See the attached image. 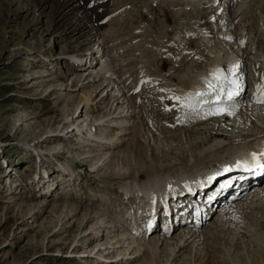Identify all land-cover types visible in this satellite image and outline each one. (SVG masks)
Here are the masks:
<instances>
[{"label": "rangeland", "instance_id": "1", "mask_svg": "<svg viewBox=\"0 0 264 264\" xmlns=\"http://www.w3.org/2000/svg\"><path fill=\"white\" fill-rule=\"evenodd\" d=\"M87 1L81 0L80 3H87ZM95 1L93 0V3L88 5V9L83 4V8H86L85 12L88 14L90 20V23H86L87 26L84 21H81L87 27L86 29H80L83 37L76 39L78 31L74 34L67 33L63 39V43L55 45V30L61 31L63 25H69L72 20L75 21L77 19L80 21L78 17L80 15L79 11L68 14L64 18L66 21L63 23L53 24L54 15L51 14V11L56 9V0H44L45 4L43 3L44 6L40 8H35L31 0H13L12 4H9V1L4 0L3 2V0H0V13L10 16L11 11H19L18 16L10 18V22L7 24L0 19V152L1 150L3 151L4 156L2 158L6 157V160L9 162L7 170L2 167L1 161L3 159L0 157V264H92L91 260H86V262L84 260L89 252H81L85 250V247L86 250L94 247L92 244L93 236H89L88 233L97 232L101 234L103 227H99L100 225L105 224L109 219L116 220L120 215H125L130 206V203L120 196L122 193L120 194V189H116L115 185L111 186L113 188L112 192H108L104 189L108 187L106 183L99 182V176L108 174L112 164H116V159L110 161L107 164L108 168H104L99 174L96 170L90 174L85 169L76 168L74 164L80 156L79 158L74 156L76 153L80 154V152H77V148L79 147V143L81 144V141L76 143V140H72L71 136L68 137L69 134L65 137L62 135L63 142H58L60 147L59 154L54 153L52 156L51 153L47 159L41 156V151L48 153V147L54 145L53 138H47V141L44 140L47 135L54 130L59 132L66 118L69 119L68 114L76 110L78 103H80L77 108L79 110L87 101L86 98L84 102H80V98L84 99V93L80 85L84 82L87 74L85 73L81 77L82 73L71 68L72 65L69 62L56 64L54 60L55 58L64 57L62 52L67 49L65 48L66 45L78 50L77 46L83 44V40L88 36V33L95 32L96 28H99L94 25H98L97 22L101 21V16H105V20L104 26L99 31L100 34L104 33V30L108 31L106 34L108 40L104 44L102 43L104 40L99 36L96 42H92L86 46L90 47L89 51L83 54L90 53L85 58L87 62L90 61V63L95 64L94 69H97L101 61L106 59L109 64L107 70H105L108 72V78L111 77L114 81L115 78H120V73L123 71H126V74L131 73L130 77H127L126 82L124 81L126 86L130 87L129 90L125 89L130 94L128 97L131 99V104L128 101L126 104L124 103V106L126 105V109L129 107L128 113H131V119L125 127L126 130L123 128L125 131L119 129V125H115L116 127H105L107 129L101 132V129L96 127L98 131L96 130L95 134L91 135H95L96 137L98 135L97 138H107L108 135L112 134L114 137L113 141L118 144L117 148L112 151V156H118L121 152L120 156L122 157L125 154V150L132 151V154L129 152L130 154L122 159L129 160L128 164L131 166L130 175L132 177L137 174V168L133 164L139 160V156L145 163L143 169L147 170L149 167L155 170L158 169L159 164L163 161H170L171 164L173 161L182 159V164H184L183 160L189 154H194L196 161L190 168L191 171H194L195 167L205 169L214 166L217 162L220 163L221 159L225 158L226 155L228 158L240 156L244 150H251L260 140H264V134L252 135L239 140L225 139L226 136L223 137L224 140L220 138L213 139V136L215 137L216 134L215 130L217 128L221 129V127L214 128L213 130L210 128L209 123H213V120H211L212 122L200 120L199 123L195 122V124H189L191 121L187 122L188 124H186L189 125L188 130L178 133V136L175 138L162 137L160 134L153 132L152 129H149L147 123L149 119L141 111L140 106L142 103L144 104V101L149 96H153V93L150 88H145L138 93L133 91L132 94L130 91L133 87L132 84L136 82L137 76L140 74L139 72L136 73L140 70V53L142 52L139 49V42L142 40L143 49L150 51L149 53L152 54L150 65L153 63L154 65L152 64L151 67L154 66V69L156 68L160 72L159 84H162L160 83L162 81L166 86L171 88L175 87L176 82H178L176 76L183 73L201 71L207 65V63L202 65L200 62L197 65H190L189 63L191 58H194L193 49L195 45L191 43V40L196 41L197 38V35L193 34L195 31L194 25H197V28H200L201 25H210L209 28H211L213 34H218L219 32L214 33V26L207 22L209 16L207 13L203 15V12H198V8H201L199 5L197 9H192L189 12L190 15H186L182 22L178 23L179 25H176L177 23L172 19L171 12L164 6L162 0H107L106 4H104L103 0L100 3L102 5L100 10L105 7L101 11V14H99L98 7L94 6L92 9ZM77 3H79V0ZM238 5L242 7V10L234 18L236 22H233V30L237 31L236 28L241 27L239 28L240 32H244L243 34L252 43L260 41V44H258L259 41L257 44L260 50H262L263 43H261L262 37L260 35L264 32V0H239V3L233 10H236ZM96 10L97 12H95ZM221 18L219 17V20ZM33 20H38L39 22L33 24ZM50 25L55 26L50 28L52 34L47 35L45 28H48ZM58 25L60 26L58 27ZM177 33L179 34L177 35ZM189 36H192V38H189ZM127 43L131 44L129 49L127 48ZM112 44L115 46H111ZM136 44L139 45L137 46ZM119 47H123V49H119ZM138 49L139 51H137ZM18 51H20V56L14 57V54ZM92 52L96 53L94 55L96 58L94 59ZM72 61L75 62V59H72ZM114 63L119 64L115 65ZM138 64L139 66H137ZM141 66L146 65L143 63ZM41 74L45 77L38 78L37 76ZM31 78L33 79L31 80ZM40 82H42V86ZM33 84L36 85L34 86ZM85 86L86 83L83 84V87ZM112 86L114 85L110 84L107 88L111 89ZM55 87L59 89L66 88L62 91H56L62 93L61 99L52 100V98H56L57 94L52 97L48 96L51 90L56 89ZM102 88L104 86L93 92L91 98L93 99L95 95L99 97ZM107 88H105V91ZM45 89L48 90L46 91ZM105 91L102 96L107 92ZM113 98L116 97L111 95L110 99ZM98 100L99 98L97 100H88L84 106V109L86 107L90 108V117H96L99 113L106 110L110 111L111 114L114 113L116 101L108 100L102 105V109H99L95 108ZM157 101V97L156 100L152 98L149 102H145L146 104L143 107L148 108L154 114L159 104ZM92 109H94V112H92ZM160 109L161 107H158L157 112ZM20 113H22L23 119L21 122H18L17 119L19 118H17V115H20ZM65 113L68 117L65 116ZM129 114L127 116H130ZM158 114L150 116L154 120L161 115L167 116L165 113ZM114 116H116V113ZM178 116L179 114H175L174 117L177 118ZM212 118L215 117L212 116ZM161 119L169 120V116ZM23 120L26 121L24 122ZM178 122L181 123V119ZM21 123L22 126H20ZM160 123L169 124L167 121H160ZM156 124L157 121H154V125ZM66 126H69V124ZM101 128L104 129V127ZM155 136L157 139H155ZM117 139L121 140L116 141ZM27 147L33 149L39 161H35L32 154L25 150ZM63 149L66 150L64 151ZM67 152L69 153L66 154ZM164 152H167L168 155ZM54 155L58 157H54ZM91 155L88 154V160L87 158L85 159L86 163L82 162L83 166L87 165L86 167H88L91 164L95 153H91ZM35 162L37 163L34 165ZM180 163L179 161L165 167L160 176L176 180L181 173L186 174L185 171L175 170L177 166L181 165ZM62 164L69 166L77 174L72 178L74 182L72 186V191L74 190L73 196L67 198L65 204L60 201L59 190L64 186L63 182L70 179L66 180V178L62 177L64 180L61 184L57 180L60 177H56V172H59V167ZM100 164L101 162L96 166L99 167ZM41 165L46 168L49 174H53L52 178H48L43 182L44 184L50 183L52 187L56 186L52 190L53 194L50 197L48 195L44 197L39 194L40 191L37 190V186L33 182L32 177L35 173L33 169L39 168ZM9 168L12 171H9ZM41 169L39 168V170ZM145 169L138 171L139 173H144ZM59 174L60 176L62 175L61 172ZM34 181L36 182V180ZM9 183L12 185V190L7 188L8 186L10 187ZM66 192H69V190ZM67 195H71V193H67ZM70 206L74 209L76 208V217L72 221H67L72 216L69 215V217L64 218L69 213ZM37 211L38 213H36ZM61 211L62 214L59 213ZM254 211L247 212L246 214L242 213V216L237 219L236 217L239 214H231V218L228 217V219L224 220L225 222L220 227L221 229L218 227L213 231V235L211 234L208 237L207 243H203L200 246L196 245L197 248L191 251V255H183L178 257L176 261L170 260V263L185 264L184 261L187 260V264H264V204L255 208ZM82 214L87 215L86 219L91 218V224H85V220L82 222ZM216 217L217 214L214 218ZM123 218L121 221L124 220ZM59 219L63 220L60 221ZM97 219L101 223L98 222L99 224H97ZM124 221H126V218ZM68 226L73 227L69 230ZM84 227H86L87 231L80 234ZM204 228L205 226L200 231H204ZM65 230L69 231L64 233ZM178 232L179 230L174 233ZM146 241L147 239L144 242ZM205 245L210 246H208V251ZM189 248L190 245L183 249L182 252H188ZM159 252L153 257H150V254L146 257L139 256L132 264H146L147 258L150 264H165L168 252L162 250V248ZM113 255L115 256V253H103L98 260L104 262V264H109L111 260H115L111 258L114 257ZM117 257L122 256L119 255ZM116 260L119 262L120 259Z\"/></svg>", "mask_w": 264, "mask_h": 264}, {"label": "bare ground", "instance_id": "2", "mask_svg": "<svg viewBox=\"0 0 264 264\" xmlns=\"http://www.w3.org/2000/svg\"><path fill=\"white\" fill-rule=\"evenodd\" d=\"M5 1H7V2L9 1V4L13 3V0H5ZM31 1L33 2L35 8L36 7L37 8L43 7L45 4L44 0H31ZM80 1L81 0H79V3H77L78 0H56V6H55L56 9L51 11V14L54 15V21L52 22L53 24L63 23L64 21H66V19L64 20V18L67 17L68 14H72L75 11L80 12V15H78L80 21H78L77 19L75 21L72 20V22L69 25H63V28L61 31H57V29H56L55 30L56 42L54 41L55 45H60L61 43H63V41H64L63 39L65 38L67 33L74 34L76 31H78V33L76 34V35H78L76 37V39L83 37V34L80 32V29L81 28L86 29L87 28V27H85L86 23H90V20L88 18V14H86V12H85L86 8L85 9L83 8V4H85L87 6V9H88V5L93 3V0H88L87 3H80ZM3 2H4V0H3ZM102 2H103V0H96L94 2V5L92 6V9L94 6L98 7L99 14H101V11L105 7L104 6L100 10V7L102 6L100 3H102ZM104 2H105L104 4H106L107 0H104ZM162 2L164 3V6L171 12L172 19L175 21V23H177L176 25H179L178 23H181L182 20L185 18V16L188 15L190 11H192V9H195V8L197 9L198 8L197 6L202 3L201 8H198L199 11L198 10L197 11L203 12V15H205L207 13L209 15L207 18V22L211 23L215 27L217 25L219 27L218 29H216L217 32L221 31L220 34L214 35L213 32L211 31V28H209L210 25H201L200 28H197L196 27L197 25H194L195 31L193 32V34H196L197 38H196V41L191 40L192 41L191 43H193L195 45L194 49H193L194 58L193 59L191 58L189 63H190V65H197L200 62V64H202V65L204 63H207V65L201 71H198V72L193 71L190 73H183V74H180L179 76H176V79L178 82H176L175 87L170 88V87L166 86L164 84V82L161 81L160 83H162V87L169 89V90L165 91L162 96L184 97L186 95L191 94L192 103L196 107V105H198V103H199L196 99L197 98L196 93H201L202 94L201 96H205L207 93H209L212 90L208 87V82L212 81L213 84L216 83L213 80V73H215L216 70H219V72L221 74V78H227L229 75H231L230 70L233 69L234 66H238L239 69H241L240 72H242L244 70L249 69L251 66L257 65L258 62L261 61V66H262V68H264V50H262L261 54L257 50V46H254V49H255L254 53H252L251 47H246L245 50H243L242 45H246V42H247L245 37L242 36L243 33L240 32L238 34L237 31H235L233 34L232 31L231 32L228 31L229 29H231V30L234 29V27L232 25L233 22H236V20L234 18H236V14H239L242 10V7L240 5H238L236 10H233L234 7L237 6V4L239 2L231 3L230 0H204V2H203V0H162ZM220 3L226 4L225 7L222 4L223 9H222L221 13H223L224 11H228L229 14L227 15V17H224L225 18L224 20H221L218 23L216 17H214L215 16L214 14H215V11L220 10V8H221L219 6ZM95 12H97V10ZM18 14H19V11L18 12H16V11L12 12L11 11L10 16L8 14L5 15V14L0 13V19H2L3 22L5 24H7L10 22V18L16 17V16H18ZM111 19H112V17H111ZM100 20L101 21L97 22L98 25L97 24L94 25L95 27L98 26L99 28H96L95 32L88 33V36L85 38V40H83L84 41L83 44L81 46H77L78 50L73 49L74 47H72V46L68 47V45H66L65 48H67V49L64 52H62L64 57L63 58H55L54 62L56 64H61V62H64V63L69 62V64L72 65L71 68H74L76 71H80L82 73L81 77H82V75H85V73L87 74L86 75L87 77L84 79V82L80 85L82 88V91L84 93L83 94L84 99L80 98V102H82V101L84 102V100L86 98H87L86 99L87 101L88 100H94V99L97 100L99 98L95 108H99V109L101 108L102 109V105L104 103H106L108 100H114V102L116 101L114 113L111 114L110 111L106 110L105 112L99 113V115H97L96 117H90V115H91L90 108L86 107L84 109V106L87 104V101H86V104H84L83 106H81L79 108V110L77 108L80 105V103H78L76 110H74V111L71 110V111H73L71 113L69 112L70 113V114H68L69 119L66 118V120L63 123L64 125L62 126L61 130L59 132L57 130L52 131L44 139L45 141H47V138H53L54 145H50L48 147L49 148L48 153H43V151H41V154H42L41 156L43 158L47 159V158H49V154L52 153V156H53L54 153H58V151L60 150L58 142H63L61 133H63L64 136H68V134H69L68 137L71 136L72 140L81 141V144L79 143V147L77 145V147L79 148V149L77 148V152H80V154L76 153L77 155L75 154L74 157H76V158H79V156L83 157L81 160H84L83 162H86L85 159L86 158L88 159V157H89L88 154L91 155V153H95V155L92 157L91 165L96 166L101 162L99 167H97V169H96V172L98 174L104 168H106V169L108 168L107 164L110 161H112V160L114 161L115 159L117 160L116 164L115 163L112 164V167L110 168V171L108 174H105L104 176H99V179H100L99 182L104 183V184L106 183V185L108 186V187L104 188L106 191L112 192L111 190L113 188H111V186L115 185L116 189L117 188L120 189L121 192H124V193H127V192L133 193L134 192L135 194L144 192L147 196L153 190H157L158 192H161V191L165 192L169 188H173V187H176L178 185L184 186L185 182H188L189 178L192 177L194 174L202 172V171H206V170L210 169L211 167H215L217 164H220L223 161H226L229 159H234V158H240L241 155L235 156V157H230V158H228V156L226 155L225 158L221 159L222 161L220 163L217 162L216 165H214V166H211V167L205 168V169H203V168L199 169L198 167H195V170L191 171L190 170L191 165L194 164V162L196 161V158L194 157V154L193 155L189 154V156L186 157L185 160H183L184 164H182V159H178L176 161L171 162V164H175V163L180 161L181 165L177 166L175 168V170L181 171V172H183V171L186 172V174L181 173L179 175L178 179L172 180V179L160 176L162 170L165 167H168L171 165L170 161L161 162L158 166V169L154 170L153 168L148 167L147 170L144 168L145 169L144 173H142V172L139 173L138 170L142 171V170H144L143 167H145V163L143 162V159H141V157L139 156V160H137L135 158V160H137V161L134 162V164H133L134 167L137 168V171H136L137 174L132 177L130 175L131 166L128 164L129 160H122L123 157L126 158L128 154H130V153L132 154V151H130V150L126 151L125 150V154L122 157L120 156L121 152L118 154V156H112L113 155L112 151L115 148H117V146H118V144L113 141L114 137L112 134L110 136L108 135L109 137L107 136V138H103V137L97 138L98 135H97V137L95 135L92 136L91 134H95V132L97 130L96 127H95L94 133L86 134L85 130L88 129V126H87L88 120H90V123L93 122V123L98 124L97 127H99L101 129L100 130V132H101L102 130L107 129V128L105 129V127H110V126L112 127L113 125H116V126L119 125L120 126L119 129H121V130L125 129L126 130L125 127H126V125L129 124L130 119H131V113L130 114L128 113L129 107H128V109H126V107H125L126 105L124 106V103L126 104V102H128V101H129V104H131L130 103L131 99H129V97H128L130 94H128V92L125 89V88H127L129 90L130 87L128 88V85L126 86V84L124 83V81L126 82L127 77H130L129 75L131 73L126 74V71H123L120 73V75H121L120 78L119 79L115 78V81H114L111 77H110L111 79L108 78L109 75H107L108 72L106 70L108 68L109 63L107 62L106 59H104V61H101L100 66L97 69L96 68L94 69L95 64L90 63V61L87 62V59L85 58V56L86 55L88 56V54H90V53L83 54V53H86L87 51H89L88 49L90 47L88 48L86 46L92 42H96L99 36H101V39L104 40L102 42L104 44L108 40L107 36H106L108 31L104 30V33H102V34H100V31H99V29H102V26H104L103 23L105 20V16H101ZM33 21H34L33 24H35L36 22L37 23L39 22L38 20H36V21L33 20ZM81 21L82 22L84 21L85 25L82 24ZM165 22H166V19H165ZM214 23H216V25H214ZM53 26H55V25H50V26H48V28H45L47 35L52 34L50 31V28H52ZM59 26L60 25H58V27ZM29 28H34V27H29ZM263 31H264V28H263ZM176 32H178V31H176ZM178 34L179 33H177V35ZM212 34H213V36L210 37V35H212ZM233 35H236L237 37L235 38ZM260 37H262L261 40L264 39V32H263V34L261 33ZM189 38H192V36H189ZM141 41L139 42L140 43V47H139L140 52L142 51L140 53V55H141L140 56L141 57L140 70L137 71L136 73H138V72L142 73V74H144V76H145V74H147L148 75L147 80L150 84H152L154 81L159 80V78H160L159 73L160 72L156 68H155L156 69L155 70L154 66L151 67V65L153 64V63H151V65H150L152 54L149 53L150 51H145L143 49V46H142L143 41L142 42ZM263 42H264V40H263ZM104 44H102V45L104 46ZM256 44H257V42H256ZM127 45H128L127 48L129 49V46H131V44L127 43ZM136 45L138 46L139 44H136ZM111 46H115V45L112 44ZM145 46H147V45H145ZM119 49H123V47H119ZM139 49L137 51H139ZM103 51H104V48H103ZM76 52H78V53L75 54ZM19 53H20V51L16 52L14 54V57L20 56ZM92 53H93L92 54L93 59L96 58V57H94V55L96 53L95 52H92ZM97 53H99V52H97ZM131 53H133V52H131ZM250 55L252 56V58H249ZM143 57H145L144 58L145 60L143 59ZM72 59L73 60L75 59V62L72 61ZM83 59H84V61H83ZM123 59H125V58H123ZM155 60H153V61H155ZM210 60H212V61H210ZM119 63H114V64L117 65ZM143 63H145L146 66H141V64H143ZM137 66H139V64ZM147 66H149V67L147 68ZM44 67H45V65H44ZM226 68H228V70H225ZM261 72L262 71H260V73ZM37 77L38 78H44L45 76H42V74H41V75H38ZM32 79L33 78H31V80ZM80 80H79V82H80ZM110 80H112V81H110ZM58 81H60V80H58ZM105 82H106V85H105ZM38 83H39V81H38ZM41 83L42 82H40V85H41ZM84 83H86L85 87H83ZM96 83H98V84L95 85ZM57 84H59V83L57 82ZM110 84L114 85V86H112L111 89L107 88V86H109ZM122 84L124 87L122 86ZM33 85L35 86L36 84H33ZM60 85L62 86V84H60ZM53 86H54V84H53ZM103 86H104V88L101 89L99 97H98V95H95L92 99L91 96L93 95V92H95L96 90H98V88H101ZM55 88H56L55 90H51V93L48 96L52 97L53 95L57 94L56 98H52V100L53 99H56V100L61 99L60 97L62 96V93L56 92V91H62V90H65L66 88H64V89H59L57 87H55ZM105 88H107V90H106L107 92L105 91ZM152 90L154 91V88ZM104 91L106 93L104 96H102ZM130 91H129V93H130ZM53 92H55V93H53ZM111 95H113V97H116V98L110 99ZM67 96H65V97H67ZM162 96H158V97L161 98ZM158 97H157V100H158ZM152 98L153 97L149 98L146 101V103L149 102ZM70 101L72 103L71 99H70ZM146 103L145 102H144V104L142 103V105L140 106V109L144 114L147 115V117L149 119L147 121L148 127H149V129H152L153 132H156V134H160L162 137L175 138L178 136V133H182L183 130H185V131L188 130L189 125H187V124L190 121H191V123H189V124H195V122L199 123L200 120H203L205 122L213 120L214 121L213 123H209V126L212 130L214 128L221 127L222 130L221 129L219 130L218 128L215 130L216 134H215V137L213 136V139H219V138L223 139V137L226 136L225 139L239 140V139H243L245 137H250L252 135L255 136V135L264 134V108L262 110H258L256 108H252V107L250 108L247 106L242 107L241 105H239V110H240L239 116L234 114V113L232 115H227L226 114V112L228 111L227 108H225L226 109L225 114H222V115H210L209 113H206L205 115L197 116V115H195V114H199V112H197V111H199L197 108H196L197 109L196 111H192L190 109H186V108L181 107L180 103L175 102L173 107L176 109H174V110H176V112H178V113H181L183 116L182 117L180 116L178 119H175L174 122H169L168 119H161L163 117H167V116L172 115L171 114L172 112L170 110H167V111L165 110L166 108L169 109L168 104L165 103V100L161 101L158 104V107H161V109L159 112H157L158 111V107H157V111L154 114H152L148 108L143 107V105H145ZM202 104H206V102L203 101ZM209 108L210 107H206L203 110L205 112H208ZM92 112H94V109H92ZM115 113H116V116H114ZM158 113H160V114L165 113V114H167V116L161 115V116H159V118L156 117L155 120L151 118L150 115H156V114L159 115ZM21 114L22 113H20V115L19 114L17 115V118H19V119H17L18 122L19 121L21 122L23 119ZM128 114L130 116H127ZM173 115L175 116V114H173ZM65 116L68 117L66 115V113H65ZM212 116L215 118H212ZM179 119H181V123L178 122ZM154 121H157L156 125H154ZM160 121H167L169 124H167V126H165L166 123L161 124ZM226 122H231V125L226 124ZM68 124H69V126H66ZM179 125H181V127H179ZM20 126H22V123ZM83 127H84V129H83ZM101 127H104V129H102ZM69 128H71V129H69ZM177 131H180V132H177ZM218 132L220 133L221 136L218 135L219 134ZM179 135H181V134H179ZM75 136H77L76 139H74ZM153 136H154V134H153ZM155 139H157L156 136H155ZM119 140H121V139H119ZM119 140L117 139L116 141H119ZM41 143H44V142H41ZM37 144H38V142H37ZM154 144H155V142H154ZM91 148H93V149H91ZM63 150L65 151L66 149H63ZM247 151H250V150H247ZM68 153L69 152H67L66 154H68ZM164 153L168 155L167 152H164ZM54 157H58V156L54 155ZM35 161H39V159L38 160L35 159ZM218 161H220V160H218ZM48 162H50V161H48ZM89 162H90V160H89ZM261 162H264V161H261ZM36 163L37 162H35L34 165ZM209 163H211V162H209ZM39 168L41 169L44 167H43V165H41V167H39ZM59 172L62 173L61 176H60ZM59 172H56V177L57 178L60 177L57 180H59L61 182V184H62V181L64 180L62 177H64V178H66L67 176L70 177V178H66V180L67 179H70V180L64 181L63 182L64 186L62 188H60V190H59V192H60L59 195L61 197L60 201H62L65 204L67 202V198H71L73 196L74 190L72 191V186H73L74 182H73L72 178L75 176V173L73 172V170L69 166H67L65 164L60 165ZM52 175L53 174L51 173L49 176H52ZM218 176L219 175H217V174L213 175V179H215ZM43 182H44V179L42 181V186L39 187L38 191L43 190V192H40V194L41 195L44 194L43 195L44 197H46V195H48L49 197L52 196V194H53L52 185L44 184ZM37 183H39V181ZM14 186H17V185H14ZM209 187H211V189L213 188V186H211V185H209ZM7 188L9 190L10 189L12 190V185L10 184V187L8 186ZM253 188H254V193H253L254 195L252 197L247 196L244 199L246 201L237 202L235 205H231L230 206L231 208H226V210H224V209L223 210H220V209L217 210V208H216L214 210V212L212 213L211 211L213 210V206L216 204L218 205L217 201H215L211 205L212 208L210 209V212H209V215H210L209 218L205 220V222L207 221L206 222L207 225L203 229L204 231L199 230V228L202 226L201 225L199 228L192 229V230H187V229L182 228V230H180L178 233H174L175 231H178L177 226L174 225L173 230L171 232L164 234V236L162 238H160L159 236L156 235V230H157V233L160 231V229L157 226L155 229H153L151 232H149V235L146 238L147 241L144 242L146 239L145 238L142 239L141 236L140 237L136 236V239L133 238L135 235V232L133 233L132 229L130 231H128L127 229H123V228H125L123 226L124 220L121 221L123 216L120 215L116 220L109 219L105 222V224L99 226V227H103V230H102L103 232L101 234H99L97 232H89L88 233L89 236L90 235L93 236L92 244L94 245V247L93 248L91 247L92 249H89V250H86V247H85V250L81 251L83 253L89 252L85 256L86 259H84V260H85V262H86V260H88V261L91 260L92 264H104V262L98 260L101 258L103 253H115V256L113 255L114 257H111L115 260H111L109 262V264H132V262H134L136 259H138L139 256H145L146 257L148 254H150L149 255L150 257L156 256V254L160 253L159 251L162 248V250H165L168 252L165 264H171L170 260L176 261L178 259V257H181L183 255H187V254L191 255V251L194 249L196 250L197 246H200L203 243L204 244L207 243L208 237L218 227L220 228L221 226H223L224 222H225L224 220L228 219V217H230L232 215L239 214L236 217V219H237V218L242 216V213L246 214L247 212H255L254 211L255 208H257L261 204H264L263 203L264 202V179L258 180ZM208 189L210 190V188H208ZM44 190H46V193H44ZM67 190H69V192H66ZM55 191H56V189H55ZM67 193H71V195H67ZM8 195L11 196L10 194H8ZM102 196H103V194H102ZM11 199H12V197H11ZM130 199H131V197L128 199V201H130ZM139 202H140V205L142 206V211H144V207L145 208L147 207L145 201L140 200ZM102 206H104V205H102ZM131 206L135 207V205H133V204H131ZM38 211H40V210H38ZM38 211L36 213H38ZM75 211H76V208L74 209L72 206H70V211H69V213L66 212L67 214L65 213L66 215L64 218H67V217H69V215L70 216L72 215L70 217V219L67 220V221H72L76 217ZM59 213L62 214V211ZM216 214H217V217L214 218ZM233 217H235V216H233ZM81 218H82V222L85 220V224H87V225L91 224V218L86 219L87 215L82 214ZM131 219L134 220V222L136 221V219H140V214L135 209L133 210L132 214L130 215V220ZM62 220L63 219H61L60 221H62ZM126 220H127V218H126ZM98 222L101 223L99 221V219L96 220L97 224H99ZM128 223L130 224V221H128ZM72 227L73 226H68L67 228L70 230V229H72ZM120 228H122V230H120ZM175 228H176V230H175ZM69 230H65L64 233L68 232ZM86 231H87L86 227H84L83 231L80 232V234H82L83 232H86ZM104 231H106L105 232L106 234L104 233ZM135 231L136 232L138 231V227L135 228ZM130 240H131V242H130ZM80 241H81V239H80ZM197 243H200V244H197ZM89 245H90V243H89ZM189 245H190L189 251L188 252H182V250L185 249L186 247H188ZM208 246L205 247L207 251H208ZM96 249H97V251H96ZM129 250H131V251L129 252ZM95 251H96V253H95ZM196 253H197V251H196ZM119 255H121L122 257L118 258L117 256H119ZM208 256H209V253H208ZM150 257H149V259H151ZM116 259H120L119 262ZM115 261H117V262H115ZM123 261H124V263H123ZM184 262H185V264H187L188 261L186 260ZM231 262H233V261H231ZM145 263L150 264L148 258H147ZM190 263H192V262L190 261Z\"/></svg>", "mask_w": 264, "mask_h": 264}, {"label": "snow or ice", "instance_id": "3", "mask_svg": "<svg viewBox=\"0 0 264 264\" xmlns=\"http://www.w3.org/2000/svg\"><path fill=\"white\" fill-rule=\"evenodd\" d=\"M234 67H238V66H234ZM233 74H234V71H233ZM213 80L216 83L213 84L212 81H209L208 87L210 89L215 90L217 93V96L214 101H208V103L211 104V107L209 108L208 113L210 115H222V114H225L226 109L225 107H220V105H224L225 101L233 102L235 97L240 94V91H242V88H241L240 83H238L237 80L229 79L228 83L230 86L227 89H225L223 87V84L221 83V74L219 70H216V72L213 73ZM196 95L200 96L202 94L196 93ZM221 96H223L224 99H220ZM169 99H172L177 103H180L181 107L183 108L190 109L192 111L197 110L194 104L192 103L191 94L186 95L184 97H179V96L169 97ZM253 102L257 104H264V82L256 85V91L253 95ZM230 107L234 108L236 107V105L232 103ZM165 110L167 111L170 109L166 108ZM226 114L232 115L233 112L229 110L226 112ZM259 155L264 156V151H262ZM251 161H252L251 166H249L247 162H244V167L246 170H250V167L251 168H264V164H261L259 162V158L256 153L251 154Z\"/></svg>", "mask_w": 264, "mask_h": 264}]
</instances>
